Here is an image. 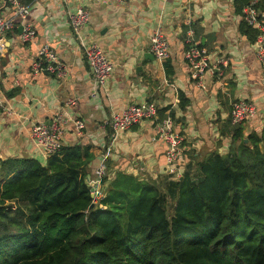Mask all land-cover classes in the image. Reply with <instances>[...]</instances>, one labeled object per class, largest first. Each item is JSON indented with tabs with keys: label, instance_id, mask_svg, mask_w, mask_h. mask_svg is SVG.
<instances>
[{
	"label": "crops",
	"instance_id": "obj_1",
	"mask_svg": "<svg viewBox=\"0 0 264 264\" xmlns=\"http://www.w3.org/2000/svg\"><path fill=\"white\" fill-rule=\"evenodd\" d=\"M236 1L34 0L28 5V21L36 35L27 42L21 40V20L11 5H1L0 15L14 16L16 23L5 35L0 54V97L6 107H0L2 160L34 157L45 163L47 154L33 139L32 127L57 113L71 120L64 130V145L80 144L92 154L86 177L90 186L101 165L109 172L108 180L123 172L158 181L173 177V170L183 175L213 152H229L232 139L227 123L233 124L231 106L238 99L258 107V114L242 123L245 134L261 131L262 69L254 40L241 30L245 20ZM80 7L89 11L90 20L75 29L70 13ZM157 26L166 34L172 53L166 60L155 57L153 61L145 55L151 53L150 38ZM189 29L214 63L229 59L226 68L207 73L202 86L191 77L184 57ZM43 44L54 49L64 74L33 71ZM92 44L101 46L114 63L102 86L96 85L85 58V48ZM71 99L74 103L68 104ZM144 102H155L160 117L171 116L183 134L179 162L170 164L166 144L152 139L154 122L144 121L115 134L110 123L113 116L129 104ZM76 120H83L85 128L78 130ZM3 173L0 166V179Z\"/></svg>",
	"mask_w": 264,
	"mask_h": 264
},
{
	"label": "trees",
	"instance_id": "obj_2",
	"mask_svg": "<svg viewBox=\"0 0 264 264\" xmlns=\"http://www.w3.org/2000/svg\"><path fill=\"white\" fill-rule=\"evenodd\" d=\"M256 7L264 19V0ZM241 27L256 39L255 27ZM227 128L229 152L180 178L108 180L106 171L94 208L88 147L64 145L45 163L1 160L0 264H264V125L247 135L242 123Z\"/></svg>",
	"mask_w": 264,
	"mask_h": 264
},
{
	"label": "built area",
	"instance_id": "obj_3",
	"mask_svg": "<svg viewBox=\"0 0 264 264\" xmlns=\"http://www.w3.org/2000/svg\"><path fill=\"white\" fill-rule=\"evenodd\" d=\"M259 0H251L249 4L244 6V20L258 31L254 40L256 56L260 62L262 69V84L264 85V20L260 18V11L256 7ZM11 5L15 17L21 20V40L23 42L34 39L36 30L28 21L30 7L22 4L20 0H0L1 5ZM0 15V54L5 46V35L12 30L16 23L15 18ZM90 13L87 9L80 7L77 11L70 13L71 25L75 29L88 23ZM186 51L184 54L191 77L194 78L199 85H203L202 81L207 73L215 74L229 65L228 58H221L216 63L211 60L209 51L202 46L195 38L193 29H189L186 33ZM150 51L158 59L166 60L171 56V46L169 40L161 26H157L150 38ZM85 58L90 67L93 79L97 86H102L105 80L111 75L114 69V63L109 58L106 51L97 44H92L85 48ZM35 73L44 70L50 72H58L59 75L64 74V65L59 60L58 55L50 44H43L37 52V59L32 64ZM96 94V93H94ZM74 99L68 101L73 104ZM0 107L6 108L0 97ZM258 114L257 105L246 99H238L231 106V120L234 124L243 123ZM71 121L66 118L63 113H57L50 121L37 122L32 127V137L41 149L47 154H53L62 149L64 146L63 135L66 125ZM144 121L154 122L155 133L153 140L164 142L167 146L166 158L170 164L180 161L184 149V136L177 130L175 122L171 116L160 117L159 107L155 102H144L141 104H129L122 112L116 113L112 120L111 126L115 134H119L129 130L134 125ZM74 125L78 130L85 128L83 120L74 121ZM109 155L107 151L105 157ZM2 156L0 154V161ZM106 173L104 165L99 166L95 170V181L92 184L91 194L94 204H98L104 197V188L102 178ZM173 178H180L182 173L178 170L171 172Z\"/></svg>",
	"mask_w": 264,
	"mask_h": 264
},
{
	"label": "water",
	"instance_id": "obj_4",
	"mask_svg": "<svg viewBox=\"0 0 264 264\" xmlns=\"http://www.w3.org/2000/svg\"><path fill=\"white\" fill-rule=\"evenodd\" d=\"M20 31H22V26L20 28ZM145 57L149 58V59H151L153 61L155 60V56L152 53L146 54ZM245 141L247 142L248 140L246 139ZM91 189H93V188L91 187ZM94 207H96V206H95L94 202H92V204L90 205V208H94Z\"/></svg>",
	"mask_w": 264,
	"mask_h": 264
}]
</instances>
